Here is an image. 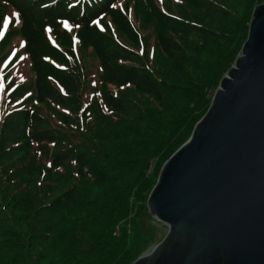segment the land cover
Returning a JSON list of instances; mask_svg holds the SVG:
<instances>
[{"label": "trees", "instance_id": "obj_1", "mask_svg": "<svg viewBox=\"0 0 264 264\" xmlns=\"http://www.w3.org/2000/svg\"><path fill=\"white\" fill-rule=\"evenodd\" d=\"M118 1L0 0V22L11 21L0 58L15 46L30 74L18 81L11 61L0 80V264L137 258L135 228L159 170L206 112L261 0H181L176 11L133 2L138 23ZM103 18L127 45L96 28ZM64 23L100 68L88 105Z\"/></svg>", "mask_w": 264, "mask_h": 264}, {"label": "water", "instance_id": "obj_2", "mask_svg": "<svg viewBox=\"0 0 264 264\" xmlns=\"http://www.w3.org/2000/svg\"><path fill=\"white\" fill-rule=\"evenodd\" d=\"M146 207L167 232L131 264H264V3Z\"/></svg>", "mask_w": 264, "mask_h": 264}, {"label": "rangeland", "instance_id": "obj_3", "mask_svg": "<svg viewBox=\"0 0 264 264\" xmlns=\"http://www.w3.org/2000/svg\"><path fill=\"white\" fill-rule=\"evenodd\" d=\"M131 1H132L131 4L127 6L126 0H119L116 6L117 8L120 9L122 13L127 15V12H128L130 18L135 22L136 20L133 18L134 8H132L131 6L132 3L135 2V5H140L142 8H145V10H147L146 6L148 4V0H131ZM139 1H141V3ZM152 2H154L156 4V7L160 9L161 11H164V10L168 11V8L171 11H176V8H177L176 5H179L181 3V0L179 1L178 0H152ZM258 3H264V0H261ZM6 21H8V15H6L0 22V44H3V41H2L3 36L1 35V30H3V26ZM94 23H95L96 28H98L102 33H106V35H109L111 39L115 41L116 45L119 46L117 42H120L121 44L123 43L125 45L128 44L126 39L116 30L114 24L109 19L103 18L101 21L94 20ZM16 25L17 26L19 25V22L17 20H16V23L12 25V27H15ZM63 26L73 36V45L70 51L75 56L74 65L77 67L80 65L82 69V71L80 70V74L78 75V77L76 76L77 81L79 83V87H80L78 91H81V90L82 92L84 91L82 94L83 102L86 105H88V103L91 102L92 100L93 94L96 93V96L100 94L98 90L99 84L101 83V81L99 80L100 68L97 64V61L94 55L90 51L82 50V48H78L80 45V42H79V38L77 37L76 31H75L77 30V27H73L74 28L73 30L72 26L66 23H64ZM141 33L144 35H148L147 40L150 43H152L151 36H149L151 33V30L149 29L144 30V31H141ZM48 36L52 44L54 45V47L61 53L63 52L64 56L67 58V61L68 62L72 61L70 55L66 52L64 47L58 44L56 41H54L51 34L48 33ZM5 50H7V52ZM3 51L5 52V55L2 58H0V80L3 83L5 82L4 80L5 71H6L5 69L7 68V65L9 64V62L11 61H13L14 65L16 66L15 75H16L17 80L22 82V81H26L27 79H29L30 74L28 71V67H27L28 64L25 59L26 57L25 54L22 53L17 57L18 50L15 48V46L5 47ZM53 63L55 62L53 61ZM57 65L62 67L61 64H56V66ZM82 75L86 76L85 81H84V77L82 79L80 78ZM58 91L60 93V90ZM39 110L41 111V113L46 112L44 111L43 107H39ZM166 232H167V227L164 224L158 222L156 219H154L150 214H148L147 209L144 213L142 212V214L138 218V223L135 228V239H136L135 242L138 243L137 244V247H138L137 257L148 253L155 245H157L163 239Z\"/></svg>", "mask_w": 264, "mask_h": 264}]
</instances>
